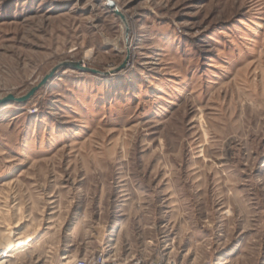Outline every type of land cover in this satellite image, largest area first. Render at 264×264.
Here are the masks:
<instances>
[{"label":"rangeland","instance_id":"obj_1","mask_svg":"<svg viewBox=\"0 0 264 264\" xmlns=\"http://www.w3.org/2000/svg\"><path fill=\"white\" fill-rule=\"evenodd\" d=\"M113 1L0 0L2 264H264V0Z\"/></svg>","mask_w":264,"mask_h":264},{"label":"water","instance_id":"obj_2","mask_svg":"<svg viewBox=\"0 0 264 264\" xmlns=\"http://www.w3.org/2000/svg\"><path fill=\"white\" fill-rule=\"evenodd\" d=\"M107 1L109 3L110 7L115 6V2H113L112 0H107ZM115 13L117 15H119L124 20V16L122 15V13L118 9L116 10ZM67 67L68 68L70 67V68H73V69H76L79 71L90 72L92 74H99V72H97L95 70L88 69L85 66H83L82 62L61 64V65L55 67L47 76H45L44 79L37 86L33 87L31 89V91L25 97L17 98L15 96L11 95L4 100H0V106L1 105H7V104H10L12 102L25 104L26 102L31 100L39 90L43 89L54 78L55 74L59 70H61L63 68H67Z\"/></svg>","mask_w":264,"mask_h":264},{"label":"built area","instance_id":"obj_3","mask_svg":"<svg viewBox=\"0 0 264 264\" xmlns=\"http://www.w3.org/2000/svg\"><path fill=\"white\" fill-rule=\"evenodd\" d=\"M2 249H0V264L1 262L4 260L3 259V252H1ZM2 258V259H1ZM132 261L128 262H121L119 261L116 257H111L107 255V252L104 251H100L99 253L93 254V255H86L84 257L78 258L72 262H67V263H63V264H131ZM133 264V262H132ZM135 264H142V262H137ZM155 264H162V263H155ZM165 264H178L177 262H167Z\"/></svg>","mask_w":264,"mask_h":264},{"label":"bare ground","instance_id":"obj_4","mask_svg":"<svg viewBox=\"0 0 264 264\" xmlns=\"http://www.w3.org/2000/svg\"><path fill=\"white\" fill-rule=\"evenodd\" d=\"M113 1V0H112ZM106 4H105V6H107L110 10H112V12H116V10L118 9V6H117V4L115 3V6L114 7H110L109 6V3H108V1L106 0ZM114 2V1H113ZM124 16V15H123ZM122 19V18H121ZM122 21L125 23V26H126V30H127V32H128V38H127V41L129 40V36H130V32H131V25L129 24V21H128V19H127V17H125L124 16V20L122 19ZM129 47V46H128ZM132 52V50L130 49V48H127V53H128V55H129V53H131ZM130 56V55H129ZM79 72V71H78ZM59 73V72H58ZM50 83V82H49ZM48 85V84H47ZM3 106V105H2ZM14 107V104H12V105H10L8 108H13ZM11 246V244H10V242L9 243H7V244H5V247H6V249L7 248H9ZM4 247V248H5ZM6 257V256H5ZM7 257H10V258H13V256L11 255V256H7ZM5 263L6 261H2L1 262V264L2 263Z\"/></svg>","mask_w":264,"mask_h":264}]
</instances>
